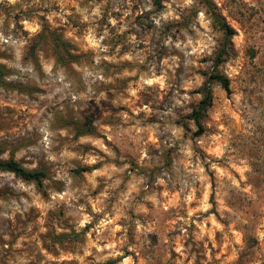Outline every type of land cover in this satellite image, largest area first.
I'll return each instance as SVG.
<instances>
[{
    "label": "rangeland",
    "instance_id": "rangeland-1",
    "mask_svg": "<svg viewBox=\"0 0 264 264\" xmlns=\"http://www.w3.org/2000/svg\"><path fill=\"white\" fill-rule=\"evenodd\" d=\"M11 159L0 264H264V0H0Z\"/></svg>",
    "mask_w": 264,
    "mask_h": 264
},
{
    "label": "trees",
    "instance_id": "trees-1",
    "mask_svg": "<svg viewBox=\"0 0 264 264\" xmlns=\"http://www.w3.org/2000/svg\"><path fill=\"white\" fill-rule=\"evenodd\" d=\"M228 33L232 34L233 30L228 29ZM212 78L217 79L227 91H230V81L227 77L222 76V75H215ZM204 93H205V96L203 100L201 101L199 108L196 109L194 113L192 114V118L195 120L196 124L199 127V135L204 133V127L202 125L201 119L205 115L207 109L212 105V95H211L210 90L206 88L204 90ZM0 169H7L25 179L36 180L39 183H42V179L44 177L43 172L29 171L13 159L6 161V162L0 161ZM110 263H113V262H110Z\"/></svg>",
    "mask_w": 264,
    "mask_h": 264
}]
</instances>
